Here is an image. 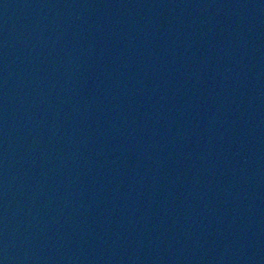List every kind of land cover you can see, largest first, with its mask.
<instances>
[{
    "label": "water",
    "instance_id": "water-1",
    "mask_svg": "<svg viewBox=\"0 0 264 264\" xmlns=\"http://www.w3.org/2000/svg\"><path fill=\"white\" fill-rule=\"evenodd\" d=\"M0 264H145L30 0H0Z\"/></svg>",
    "mask_w": 264,
    "mask_h": 264
}]
</instances>
